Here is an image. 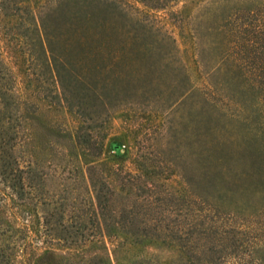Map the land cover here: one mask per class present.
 <instances>
[{"label": "trees", "instance_id": "1", "mask_svg": "<svg viewBox=\"0 0 264 264\" xmlns=\"http://www.w3.org/2000/svg\"><path fill=\"white\" fill-rule=\"evenodd\" d=\"M192 1L184 25L205 84L181 96L199 94L202 190L176 194L99 159L109 115L137 102L163 49L141 15L125 23L120 0H0L25 62L0 47V264H264V0ZM172 52L159 58L184 66ZM43 105L63 106L74 131ZM146 243L172 252L154 259Z\"/></svg>", "mask_w": 264, "mask_h": 264}, {"label": "rangeland", "instance_id": "2", "mask_svg": "<svg viewBox=\"0 0 264 264\" xmlns=\"http://www.w3.org/2000/svg\"><path fill=\"white\" fill-rule=\"evenodd\" d=\"M120 1L127 12H122L119 18L128 24L133 22L134 16L141 15L147 22L143 32L154 37V41L162 46L163 53L159 54L156 48L148 62L143 64L141 70L150 81L137 102L121 106L109 115L104 127L107 135L99 159L116 171L113 174H140L142 181H153L156 192L170 190L176 194H188L200 191L202 187L192 181V177L202 175L196 174L200 168L195 152L198 146L203 145L205 129L202 123L195 122L194 117V102L199 94L181 96L182 90L192 83L198 86L205 84V67L197 62L191 48V35L184 25L194 2L174 0L154 5L143 0ZM1 25L2 21L0 47L3 56L16 68L25 66V62L19 63V52ZM171 49L180 56L184 66L177 67L176 62L164 64V59L159 58ZM19 78L23 80L21 74ZM40 111L43 118L65 123V127L74 131L77 120L63 106L47 109L43 105ZM222 119L235 130L241 127L238 117L229 119L223 115ZM236 132L241 134L240 130ZM198 133L201 134L197 136ZM198 141L200 145H197ZM115 144L119 148H114ZM138 251L154 259H164L172 252L158 243L139 245Z\"/></svg>", "mask_w": 264, "mask_h": 264}]
</instances>
